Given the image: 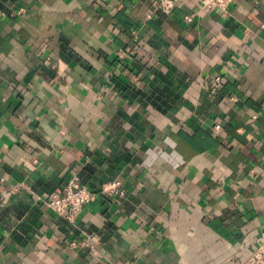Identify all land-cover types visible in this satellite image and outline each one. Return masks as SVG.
Returning <instances> with one entry per match:
<instances>
[{
    "label": "crops",
    "instance_id": "1",
    "mask_svg": "<svg viewBox=\"0 0 264 264\" xmlns=\"http://www.w3.org/2000/svg\"><path fill=\"white\" fill-rule=\"evenodd\" d=\"M160 1L0 0V264H246L264 0ZM73 179L95 196L67 218L44 200Z\"/></svg>",
    "mask_w": 264,
    "mask_h": 264
},
{
    "label": "built area",
    "instance_id": "2",
    "mask_svg": "<svg viewBox=\"0 0 264 264\" xmlns=\"http://www.w3.org/2000/svg\"><path fill=\"white\" fill-rule=\"evenodd\" d=\"M234 1L235 0H200V4L202 7L211 10H225ZM173 2L174 0H161L159 3L154 2V4L164 12H169L174 5ZM185 18L189 20L188 16ZM221 82L222 78L219 75H215L210 83V92L213 93L217 91ZM229 99L235 101L237 97L230 96ZM214 129H219V125H215ZM63 191L62 194L52 193L44 200V203L48 209L55 214L66 216L67 218L76 216L85 204L93 201L95 196L94 192L84 185L79 184L76 179L71 180ZM99 193L108 198H115L123 195L118 181L102 184ZM245 263L264 264V227L260 230L252 247L248 251Z\"/></svg>",
    "mask_w": 264,
    "mask_h": 264
}]
</instances>
